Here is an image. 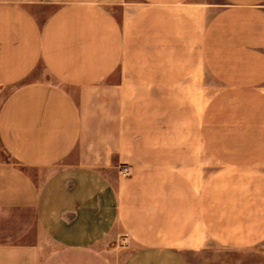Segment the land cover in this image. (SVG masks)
I'll return each instance as SVG.
<instances>
[{
	"label": "crops",
	"instance_id": "0c3cea01",
	"mask_svg": "<svg viewBox=\"0 0 264 264\" xmlns=\"http://www.w3.org/2000/svg\"><path fill=\"white\" fill-rule=\"evenodd\" d=\"M263 243L264 0H0V264Z\"/></svg>",
	"mask_w": 264,
	"mask_h": 264
},
{
	"label": "rangeland",
	"instance_id": "374dc122",
	"mask_svg": "<svg viewBox=\"0 0 264 264\" xmlns=\"http://www.w3.org/2000/svg\"><path fill=\"white\" fill-rule=\"evenodd\" d=\"M122 245L121 237L118 242ZM224 252V251H223ZM210 255L206 257H194L196 264H264V243L261 247L260 253L255 256L248 257H228L222 253L218 247L209 250Z\"/></svg>",
	"mask_w": 264,
	"mask_h": 264
},
{
	"label": "built area",
	"instance_id": "2783aa9c",
	"mask_svg": "<svg viewBox=\"0 0 264 264\" xmlns=\"http://www.w3.org/2000/svg\"><path fill=\"white\" fill-rule=\"evenodd\" d=\"M120 171L124 174V175H129L130 174V168L127 165H122L120 167Z\"/></svg>",
	"mask_w": 264,
	"mask_h": 264
}]
</instances>
